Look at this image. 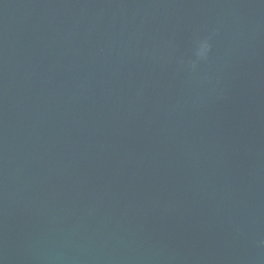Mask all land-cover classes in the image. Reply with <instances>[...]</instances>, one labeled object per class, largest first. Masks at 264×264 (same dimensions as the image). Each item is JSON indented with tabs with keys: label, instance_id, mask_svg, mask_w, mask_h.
I'll return each mask as SVG.
<instances>
[{
	"label": "water",
	"instance_id": "water-1",
	"mask_svg": "<svg viewBox=\"0 0 264 264\" xmlns=\"http://www.w3.org/2000/svg\"><path fill=\"white\" fill-rule=\"evenodd\" d=\"M0 264H264V0H0Z\"/></svg>",
	"mask_w": 264,
	"mask_h": 264
},
{
	"label": "clouds",
	"instance_id": "clouds-1",
	"mask_svg": "<svg viewBox=\"0 0 264 264\" xmlns=\"http://www.w3.org/2000/svg\"><path fill=\"white\" fill-rule=\"evenodd\" d=\"M212 48L210 38L198 39L194 49V58L191 60L193 68L197 66L200 61L207 60L208 54Z\"/></svg>",
	"mask_w": 264,
	"mask_h": 264
}]
</instances>
